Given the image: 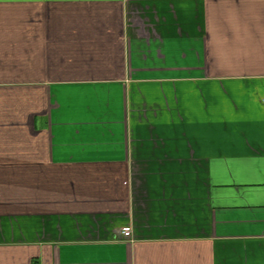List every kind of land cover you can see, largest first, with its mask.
I'll use <instances>...</instances> for the list:
<instances>
[{
    "label": "crops",
    "instance_id": "0c3cea01",
    "mask_svg": "<svg viewBox=\"0 0 264 264\" xmlns=\"http://www.w3.org/2000/svg\"><path fill=\"white\" fill-rule=\"evenodd\" d=\"M0 264H264V0H0Z\"/></svg>",
    "mask_w": 264,
    "mask_h": 264
},
{
    "label": "built area",
    "instance_id": "2783aa9c",
    "mask_svg": "<svg viewBox=\"0 0 264 264\" xmlns=\"http://www.w3.org/2000/svg\"><path fill=\"white\" fill-rule=\"evenodd\" d=\"M125 232H122V234H124Z\"/></svg>",
    "mask_w": 264,
    "mask_h": 264
}]
</instances>
